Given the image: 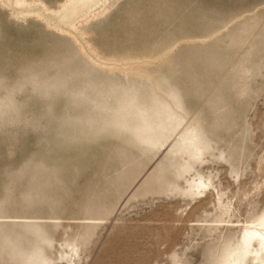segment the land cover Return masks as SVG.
Masks as SVG:
<instances>
[{
  "label": "rangeland",
  "instance_id": "374dc122",
  "mask_svg": "<svg viewBox=\"0 0 264 264\" xmlns=\"http://www.w3.org/2000/svg\"><path fill=\"white\" fill-rule=\"evenodd\" d=\"M25 1L0 0V264H229L264 223V0H106L69 30Z\"/></svg>",
  "mask_w": 264,
  "mask_h": 264
},
{
  "label": "bare ground",
  "instance_id": "6f19581e",
  "mask_svg": "<svg viewBox=\"0 0 264 264\" xmlns=\"http://www.w3.org/2000/svg\"><path fill=\"white\" fill-rule=\"evenodd\" d=\"M2 2L4 4H8L9 6L11 5L13 8H15L16 10H19L20 12L26 11V9L23 8L26 5L25 0H2ZM105 2H106V0H65V2L60 5V7L58 8L57 11H54L53 13L51 12L52 13L51 16L47 15L48 13L46 14L44 11H42V9L37 10L36 12L39 15H42L41 17L44 16L46 18H49V16H50V19H52L50 21H52V22L54 21V24L57 25L59 28H62L63 30L64 29L69 30L67 27L65 28L64 26L69 25L70 27H74L75 23L79 22L80 19H86L91 13H93L92 9L94 7H97V5L103 6V9H104ZM27 7L29 8V6H27ZM27 7H25V8H27ZM103 9H101V10H103ZM28 12H31V11H28ZM80 21H82V20H80ZM54 24H52V25H54ZM71 31H72V29H71ZM76 42H77V40H76ZM83 47H84V45L82 46L81 49H84ZM89 56H91V55H89ZM93 61H95V59ZM98 63H100L104 66H108L110 68L117 66L114 63H108V62L107 63L98 62ZM257 226H260V227L259 228H253V229H246L245 234L242 237V243L240 245V248H239L238 252L234 254V256L231 259L229 264H241V262H243L245 260L246 256L251 253L249 251V246H250L251 242H257L258 245L263 246V248H264V223L259 224ZM254 258H257V257L255 256ZM260 264H264V262H261Z\"/></svg>",
  "mask_w": 264,
  "mask_h": 264
}]
</instances>
